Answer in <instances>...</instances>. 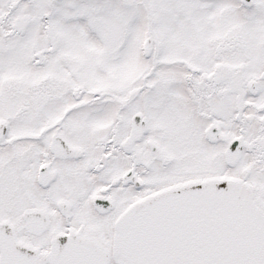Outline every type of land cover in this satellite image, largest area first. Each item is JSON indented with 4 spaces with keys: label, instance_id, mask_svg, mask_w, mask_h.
<instances>
[{
    "label": "snow or ice",
    "instance_id": "snow-or-ice-1",
    "mask_svg": "<svg viewBox=\"0 0 264 264\" xmlns=\"http://www.w3.org/2000/svg\"><path fill=\"white\" fill-rule=\"evenodd\" d=\"M0 264H264V0H0Z\"/></svg>",
    "mask_w": 264,
    "mask_h": 264
}]
</instances>
